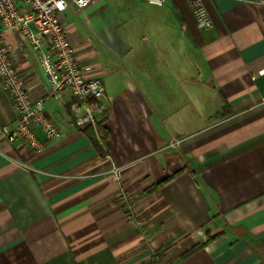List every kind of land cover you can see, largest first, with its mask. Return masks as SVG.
<instances>
[{
    "label": "crops",
    "instance_id": "1",
    "mask_svg": "<svg viewBox=\"0 0 264 264\" xmlns=\"http://www.w3.org/2000/svg\"><path fill=\"white\" fill-rule=\"evenodd\" d=\"M194 1L212 27L196 26ZM59 18L84 76L104 86L107 138L98 152L65 95L44 104L60 134L42 153L6 142L16 118L0 85V264H155L153 253L165 264H264L260 0H93ZM3 41L39 95L46 78L30 42L17 29ZM175 138L185 140L168 147Z\"/></svg>",
    "mask_w": 264,
    "mask_h": 264
},
{
    "label": "built area",
    "instance_id": "2",
    "mask_svg": "<svg viewBox=\"0 0 264 264\" xmlns=\"http://www.w3.org/2000/svg\"><path fill=\"white\" fill-rule=\"evenodd\" d=\"M161 6L166 0H145ZM93 0H0V85L12 102L16 118L11 128L2 127L1 134L6 142L23 141L34 154L42 153L46 143L60 134L57 124L46 114L44 104L49 99L62 100L65 95L70 99V113L74 125L80 129L92 128L96 134V122L103 111L101 98L104 86L98 78H87L70 45L64 24L59 15L72 7L82 12ZM264 5V0H260ZM192 14L199 28L213 26L203 4L194 1ZM17 29L30 42L31 49L38 55L41 70L46 78L45 89L39 95H32L24 83V78L15 67L10 47L3 41L8 30ZM38 130L44 138L39 139ZM185 138L172 139L168 147H178ZM25 169L29 167L21 165ZM40 171L36 170V173ZM108 173L116 180L119 171L111 166ZM134 225L149 239L147 227L141 220ZM152 260L162 263L159 255L153 253ZM169 264H178L174 261Z\"/></svg>",
    "mask_w": 264,
    "mask_h": 264
},
{
    "label": "trees",
    "instance_id": "3",
    "mask_svg": "<svg viewBox=\"0 0 264 264\" xmlns=\"http://www.w3.org/2000/svg\"><path fill=\"white\" fill-rule=\"evenodd\" d=\"M227 114V112H224L223 114L216 116L214 119H212L210 121L214 122V121H218L220 119H222L225 115ZM104 118H100L99 120H97L96 122V134L93 132V130L89 127L87 129H85L86 134L88 135V137L90 138L91 143L93 144V146L96 148V150L98 152H102V145L105 144V140L107 138V131L104 127ZM181 171H178L164 179H162L159 183L149 187L148 189H146L147 193H151L157 189L162 188L163 186H165L168 182H170L173 178H175L178 174H180ZM215 238L214 237H209L208 241H210L211 239ZM201 247V245H194L192 247H190L188 250H186L184 253H182L179 256V260L186 258L187 256H189L191 253H193L194 251L198 250ZM153 262L156 264L157 262L155 260H153Z\"/></svg>",
    "mask_w": 264,
    "mask_h": 264
},
{
    "label": "rangeland",
    "instance_id": "4",
    "mask_svg": "<svg viewBox=\"0 0 264 264\" xmlns=\"http://www.w3.org/2000/svg\"><path fill=\"white\" fill-rule=\"evenodd\" d=\"M190 107H191V106H189V108H190ZM185 123H191V122H189V121L186 120ZM185 238H186V236H185L184 239H183V241H184L183 243H185L186 240H187V239H185ZM166 249H167V248H166ZM186 250H188V249H186ZM186 250H184L182 253H184ZM182 253H181V254H182ZM181 254H180V255H181ZM158 255H159V254H158Z\"/></svg>",
    "mask_w": 264,
    "mask_h": 264
}]
</instances>
